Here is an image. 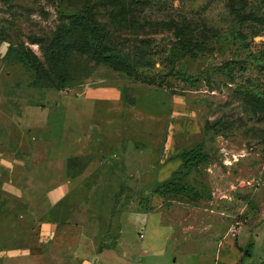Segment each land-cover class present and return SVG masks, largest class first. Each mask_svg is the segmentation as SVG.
I'll use <instances>...</instances> for the list:
<instances>
[{
	"label": "rangeland",
	"instance_id": "rangeland-1",
	"mask_svg": "<svg viewBox=\"0 0 264 264\" xmlns=\"http://www.w3.org/2000/svg\"><path fill=\"white\" fill-rule=\"evenodd\" d=\"M74 16L137 75L73 51L62 83L50 49ZM94 89L119 98L67 119L64 106ZM79 127L85 153H63ZM198 147L201 162L183 169ZM7 152L41 156L26 201L0 179V264H264V0H0ZM176 171L180 190L157 194ZM60 185L83 231L74 250L41 227L42 194Z\"/></svg>",
	"mask_w": 264,
	"mask_h": 264
},
{
	"label": "crops",
	"instance_id": "crops-1",
	"mask_svg": "<svg viewBox=\"0 0 264 264\" xmlns=\"http://www.w3.org/2000/svg\"><path fill=\"white\" fill-rule=\"evenodd\" d=\"M119 98L116 91L107 89L90 90L87 92L83 99H78L67 103L64 107L67 109V119H71V115H76L78 123H85L84 119L90 114V108L103 105L112 104ZM76 142L73 139L72 133L65 131L62 137L63 153L81 154L85 153L87 148L86 136L80 127L75 132ZM73 139V140H72ZM72 141V144H71ZM74 145V146H73ZM41 156L38 152L32 156L17 157L14 153L7 152L0 154V179L1 189L6 197L18 201H26L27 193L23 187V183L27 182L30 178L33 179L39 173L38 161ZM36 174V175H34ZM37 186L43 190L46 187V182L37 178ZM39 181V182H38ZM70 184V183H69ZM66 185H60L51 190L45 191L43 199L48 205L47 215L48 221L41 224L42 230L49 233L52 238L61 242L60 248L65 250L76 249L81 241L83 235L82 228L76 224H71L74 212L69 205L66 204L67 199Z\"/></svg>",
	"mask_w": 264,
	"mask_h": 264
},
{
	"label": "trees",
	"instance_id": "trees-1",
	"mask_svg": "<svg viewBox=\"0 0 264 264\" xmlns=\"http://www.w3.org/2000/svg\"><path fill=\"white\" fill-rule=\"evenodd\" d=\"M71 23L72 25L70 27L60 30L57 39L50 49L51 59L57 58L56 62H59V79L62 83L69 80V75L66 71V62L73 51L88 54L97 63L105 64L114 71L124 73L128 77L137 75L134 65L122 61L108 46L102 43L105 36V31L102 28L98 27L90 19L80 16H74ZM27 60V63L41 77L44 76L45 70L41 63L32 61L30 58ZM202 156L200 147L184 153L181 158L183 161L182 168L184 169L189 163H200ZM178 173L181 172L176 171L172 175L173 177L171 176L169 180L165 181L162 186L156 189V193L163 195L180 190L181 186L173 182Z\"/></svg>",
	"mask_w": 264,
	"mask_h": 264
},
{
	"label": "built area",
	"instance_id": "built-area-1",
	"mask_svg": "<svg viewBox=\"0 0 264 264\" xmlns=\"http://www.w3.org/2000/svg\"><path fill=\"white\" fill-rule=\"evenodd\" d=\"M88 264H90V263H88Z\"/></svg>",
	"mask_w": 264,
	"mask_h": 264
}]
</instances>
